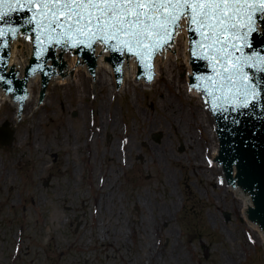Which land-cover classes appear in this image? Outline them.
<instances>
[{
	"label": "rangeland",
	"instance_id": "obj_1",
	"mask_svg": "<svg viewBox=\"0 0 264 264\" xmlns=\"http://www.w3.org/2000/svg\"><path fill=\"white\" fill-rule=\"evenodd\" d=\"M167 64L184 79L181 61ZM164 75L117 93L91 79L89 98L79 70L40 103L32 92L20 118L1 104L12 140L0 142V264H148L149 254L153 264H264L239 199L207 171L213 138L191 113L201 108Z\"/></svg>",
	"mask_w": 264,
	"mask_h": 264
},
{
	"label": "snow or ice",
	"instance_id": "obj_2",
	"mask_svg": "<svg viewBox=\"0 0 264 264\" xmlns=\"http://www.w3.org/2000/svg\"><path fill=\"white\" fill-rule=\"evenodd\" d=\"M18 11L31 13L27 23L38 45L99 43L136 57L149 80L153 57L186 30L199 37L191 55L211 68L196 88L207 93L213 111L247 109L264 96V78L257 76L264 74V54L245 52L258 20L264 31V0H0V21Z\"/></svg>",
	"mask_w": 264,
	"mask_h": 264
},
{
	"label": "water",
	"instance_id": "obj_3",
	"mask_svg": "<svg viewBox=\"0 0 264 264\" xmlns=\"http://www.w3.org/2000/svg\"><path fill=\"white\" fill-rule=\"evenodd\" d=\"M30 16V12L18 11L0 21V28H4L6 32L3 37H0V77H3L0 80V95H7L14 112L13 118H20V99L21 101L26 100L31 75H35L34 101L37 103H40L43 86L47 83L54 84V78L69 83L70 68L63 60L68 56H72L73 66L84 67L89 98H91V73H99L94 55L101 56L100 61H104L112 93H117L127 68L125 58H129V81L132 79L137 81L135 77L139 69L144 72V75L148 76L149 74L143 64L139 61V65L137 64L136 57L124 53V59H122V52L111 48L106 50L105 46L99 43L93 44L92 47L79 45L76 49L70 48L68 52L58 48L57 53L53 56L55 47L71 46V43L56 44L42 40L41 44L38 45L33 30L34 25L27 23ZM9 27L16 28V33H8ZM19 32L30 34L32 36L31 41L26 42L19 35L12 39ZM186 32V30L180 32L184 38L185 85L186 81H191L192 84L197 85L200 83L197 77L211 75V68L206 60L191 55L190 45L192 47L194 41L199 37L191 32H188L189 37H187ZM250 42L253 47L251 49L246 48V53L258 51L264 54V32L260 33L257 30L253 33ZM7 48L10 50L9 52ZM38 52L41 54L37 55ZM162 53L174 55V41L171 42V46H165L161 52L153 57L152 64L162 61ZM7 56L9 61H7ZM51 56L57 59L58 64L53 65L55 68L49 65L48 67L44 63ZM92 59H94V65ZM50 62L52 60L48 61V63ZM119 67L120 69L123 67L122 77L121 74L115 72V69L119 70ZM116 76L121 77V81L117 80ZM257 76L264 78V74H257ZM45 79H49L48 82H45ZM140 81L141 86L148 84L145 79ZM6 89L13 91L9 93ZM15 92L19 94H15ZM190 94L199 108L209 112L211 127L214 126V118L217 124L219 136H217V132L212 131L215 153H206V164H209L208 159L211 157L214 161L212 170H218L217 180L220 173H224L223 168L229 176L232 175V178L229 179L236 187L217 183L220 189H229L232 198H241L246 227L255 226L257 238L264 239V96L260 102L252 104L247 109L241 108L232 111L229 108L228 111H213L210 98L206 93L212 110L209 111L204 109L199 93L192 90ZM0 133H2L1 136L4 135L5 137L4 139L0 137V142L6 145L10 143L12 131L8 128L6 121L1 125ZM218 156L223 167L217 164L216 158ZM236 176L237 181L235 180Z\"/></svg>",
	"mask_w": 264,
	"mask_h": 264
},
{
	"label": "bare ground",
	"instance_id": "obj_4",
	"mask_svg": "<svg viewBox=\"0 0 264 264\" xmlns=\"http://www.w3.org/2000/svg\"><path fill=\"white\" fill-rule=\"evenodd\" d=\"M100 57L101 56L94 55V58H95L99 73H91V79H92V82H94V86L96 85L97 87L101 88V90H103L102 88L103 87L106 88L107 84L110 86V83H109V79H108V75H107V72H106L104 61H100ZM63 60L68 65V67L70 68L69 82L70 81H74V79H75L74 76L79 70H81L82 72L85 73L84 67L73 66V58H72V56L65 57V58H63ZM125 60H126L127 68L125 70L124 76H123L122 81H121L120 86H119L120 90L123 87L126 86V82H127V80H129V58H125ZM180 61H181V64L184 66V38H183V35L179 34L174 39V55L167 54V53H162V61L152 64V66L154 67L155 71L157 72V75L155 76V78L152 81V83L157 81L159 79V77L161 76V73L164 72L165 73V75H164L165 76L164 83H166L167 85H171L173 82L176 81V82H178L177 85L180 86L181 81H183L184 82V93H183V95H186L187 87L185 85V73H184V79L183 80H181V81H179L180 79L176 80V78L171 74V72L175 71L176 68L172 67V69H171L170 65L167 64V63L172 62V65L176 66V65L179 64ZM174 62H176V64H173ZM164 64H167L169 66H167L162 71V67L161 66L164 65ZM103 77H105V78H103ZM176 82L174 83L175 85H176ZM65 83L66 82H63V81L58 80L56 78H54V84L53 83H47L45 86H43L42 95H41V100L40 101H42L43 99L45 100L47 95H48V97H50V93H48L49 92L48 89L50 88L51 85H52L51 88H54L56 85H61V84H65ZM139 83H141V81H139ZM33 86H35V75H31V80H30L28 93H27V97H26V101H25L27 103L31 102L30 100L32 98V92H34V90H33L34 87ZM96 86H95V88H96ZM110 88H111V86H110ZM188 94H189V96H191L190 92ZM178 95H181V94H178ZM173 96L175 98H177V96L174 93H173ZM29 97H30V99H29ZM174 97L168 96V94H167L165 100L162 101L163 107L168 108L170 110H173V108L175 107L174 100H176ZM32 100H34V95H33ZM4 101H7L10 104L7 95H0V107H1V104ZM23 103H24V101H23ZM23 103H21V104L23 105ZM22 105H20V115L23 112L22 107H21ZM178 111H176V112L180 113V109H178ZM184 112H187V113H184ZM184 112H181V113H183L184 115L189 113L186 108L184 109ZM191 113H193L195 115V119L198 120L197 123H199V125H202L203 130L204 131L206 130L210 134V136L212 137V130L211 129H210V131L207 130V124L209 125V122H210L209 112H207V111H205L203 109H195V110L191 111ZM13 115H14V112H13ZM188 115L192 118V116L190 114H188ZM174 117H175V120L172 118V119H170V122L174 123L176 121L179 124L180 123V118L177 117V116H174ZM176 118H177V120H176ZM107 120L108 119H106V121ZM6 122L8 123V121H6ZM147 126L150 128V125H147ZM186 127H187V125H186ZM210 128H211V126H210ZM1 134L2 133H0V137L2 139H4L5 138L4 135L1 136ZM192 136H193V134H191V133L188 134V139L185 141V144L187 143V145L192 147L193 153H194L195 157L197 158L198 150H199V146H198L199 142L197 140L195 141L197 143V146H196L195 143L191 140ZM195 137H197V136L195 135ZM148 148H149V151L153 154V149L150 148V147H148ZM211 153H215L214 144H212ZM196 166L199 169L200 166H201V162L197 161V165ZM201 169H202V166H201ZM207 171H213V170L212 169L211 170L207 169ZM211 174H207V175L210 176ZM238 199L240 201L238 209H240L241 214L244 217L242 203H241V198H238ZM132 223L135 224L134 222H132ZM250 227L256 232L255 226H250ZM146 231H147V229H146ZM260 240L264 243V239H260ZM149 242H150V240H149V238H147V241L145 243V250H147L150 247V243ZM108 244H112V242L110 241V242H108ZM152 258L154 259L153 255L149 254L148 264H153L152 263ZM30 263L33 264L32 259H30Z\"/></svg>",
	"mask_w": 264,
	"mask_h": 264
}]
</instances>
